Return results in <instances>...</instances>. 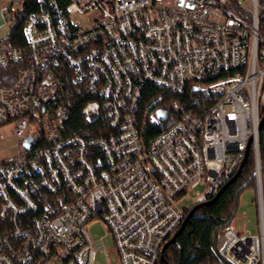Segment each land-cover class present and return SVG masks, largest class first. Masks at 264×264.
I'll return each mask as SVG.
<instances>
[{"label":"built area","instance_id":"2783aa9c","mask_svg":"<svg viewBox=\"0 0 264 264\" xmlns=\"http://www.w3.org/2000/svg\"><path fill=\"white\" fill-rule=\"evenodd\" d=\"M36 1L25 46L6 39L26 0L2 7L0 68L17 76L0 85V126H13L18 152L0 161V264H100L97 250L113 264L93 223L109 232L116 264H157L187 211L239 170L251 138L258 233L233 219L218 247L228 264H264V0ZM149 84L200 91L206 108L175 104L164 120L147 110L152 124L169 120L147 141Z\"/></svg>","mask_w":264,"mask_h":264},{"label":"trees","instance_id":"16d2710c","mask_svg":"<svg viewBox=\"0 0 264 264\" xmlns=\"http://www.w3.org/2000/svg\"><path fill=\"white\" fill-rule=\"evenodd\" d=\"M58 1L61 5H65L66 3V0ZM40 6L36 0H26L25 7L18 13L15 23L10 26L11 30L6 39L9 45H26L23 33L25 18L29 13L40 11ZM16 70L17 66L9 70L0 68V85L11 84L16 79ZM204 97V94L200 91L189 90L185 94L179 95L164 91L151 84L147 85L143 93L141 105H139V120L145 139L148 141L154 138L169 124V120L160 125L152 124L148 118H145L147 110L151 112L164 108L170 111L175 104H181L187 109H191L192 107L199 114L206 108V104L203 102ZM84 104L85 101L83 100L77 102L73 118L69 122L72 126L82 122ZM94 133L97 134L98 131L95 130ZM260 146L262 170L264 171V145L262 138ZM250 183L256 185L255 161L252 151L241 171L240 177L230 184L213 203L199 206L184 226V220L182 221L174 233H178L176 242L169 244L164 253V258H162L161 254L157 264H228L219 253V240L225 227L234 219L240 193ZM190 210L187 211L186 215ZM4 227L5 221L0 218V231Z\"/></svg>","mask_w":264,"mask_h":264},{"label":"rangeland","instance_id":"374dc122","mask_svg":"<svg viewBox=\"0 0 264 264\" xmlns=\"http://www.w3.org/2000/svg\"><path fill=\"white\" fill-rule=\"evenodd\" d=\"M13 0H0V10L2 6L11 4ZM158 2H163L164 0H157ZM19 4L15 3L14 8H18ZM10 19H13L12 13L9 14ZM4 23L3 19L0 16V26ZM7 33L6 27H2L1 34L2 36ZM150 115H155V111L149 112ZM261 138L264 145V128L261 129ZM18 139L13 133V126L11 124H5L0 126V161L13 158L17 152ZM256 185L250 183L245 187L239 196L238 208L234 216V225L237 228V231H245L248 235H254L258 233V213L256 207ZM205 189L204 185L196 187V190L203 192ZM194 198L184 199L179 203L180 208L185 209L187 206H194ZM246 226L244 227V225ZM89 232L93 240L101 241L104 248L110 251V257L113 264L117 263V257L114 247V243L111 239L109 232L106 227L101 223H93L89 226ZM220 241V240H219ZM97 262L100 264H108L106 257L99 250L96 251Z\"/></svg>","mask_w":264,"mask_h":264},{"label":"water","instance_id":"95a60500","mask_svg":"<svg viewBox=\"0 0 264 264\" xmlns=\"http://www.w3.org/2000/svg\"><path fill=\"white\" fill-rule=\"evenodd\" d=\"M157 115L160 119L164 120L167 115H168V110L166 109H157ZM264 126V114H262V118L260 120V123H259V129L261 130ZM32 142V138H28V140L26 141V145L29 146ZM250 142H252V138L250 139L249 141V145H248V148L246 150V153H245V157H244V160H243V163L241 165V167L239 168V170L236 172V174L231 178L230 181H228L218 192L217 194L212 198L210 199V201H206L204 203H201V204H198V205H195L190 211L189 213L185 216V219L183 221V226L184 224L186 223V221L188 219H190V217L194 214V212L196 211V209L201 206V205H208V204H211L213 203L223 192L224 190L230 185L232 184L235 180H237L240 175H241V171L243 170V167L245 166L246 164V161L248 160L249 158V146H250ZM177 236H178V233L174 234L172 236V238L164 245L163 249H162V258H164V253L167 249V247L169 246V244H172V243H175L176 242V239H177Z\"/></svg>","mask_w":264,"mask_h":264},{"label":"crops","instance_id":"0c3cea01","mask_svg":"<svg viewBox=\"0 0 264 264\" xmlns=\"http://www.w3.org/2000/svg\"><path fill=\"white\" fill-rule=\"evenodd\" d=\"M2 7H3V6H2ZM0 16H1V18L3 19V21H4V14H3V12H2V8H1V10H0ZM3 24H4V23H3ZM3 24L0 26V32H1L2 27H4Z\"/></svg>","mask_w":264,"mask_h":264}]
</instances>
